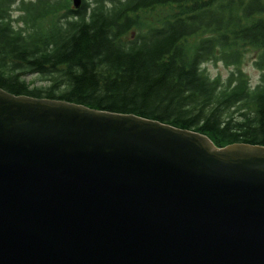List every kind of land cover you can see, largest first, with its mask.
<instances>
[{
  "label": "water",
  "instance_id": "water-1",
  "mask_svg": "<svg viewBox=\"0 0 264 264\" xmlns=\"http://www.w3.org/2000/svg\"><path fill=\"white\" fill-rule=\"evenodd\" d=\"M0 264H264V145L0 88Z\"/></svg>",
  "mask_w": 264,
  "mask_h": 264
},
{
  "label": "trees",
  "instance_id": "trees-1",
  "mask_svg": "<svg viewBox=\"0 0 264 264\" xmlns=\"http://www.w3.org/2000/svg\"><path fill=\"white\" fill-rule=\"evenodd\" d=\"M211 61L235 69L211 78ZM0 88L264 145V0H0Z\"/></svg>",
  "mask_w": 264,
  "mask_h": 264
},
{
  "label": "rangeland",
  "instance_id": "rangeland-1",
  "mask_svg": "<svg viewBox=\"0 0 264 264\" xmlns=\"http://www.w3.org/2000/svg\"><path fill=\"white\" fill-rule=\"evenodd\" d=\"M21 11L17 9V4L12 5L11 9V17L14 19V25H22L18 20ZM256 58V52L254 50H250L245 53V57L243 62L240 64L241 70L248 77L250 84L254 86L259 81V76L261 75V70L254 65V60ZM206 69V72L209 74L211 78L220 77L221 79H226L231 71H234L235 66L233 65H225L221 61H211L203 65ZM28 80L35 81V85H42L45 82L41 81L38 77L34 75L27 76Z\"/></svg>",
  "mask_w": 264,
  "mask_h": 264
}]
</instances>
